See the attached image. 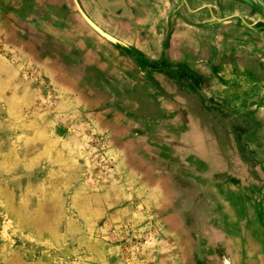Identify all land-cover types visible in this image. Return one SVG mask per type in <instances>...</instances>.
<instances>
[{
  "label": "rangeland",
  "instance_id": "374dc122",
  "mask_svg": "<svg viewBox=\"0 0 264 264\" xmlns=\"http://www.w3.org/2000/svg\"><path fill=\"white\" fill-rule=\"evenodd\" d=\"M73 1L84 25L63 35L67 20L0 0V264H197L193 218L161 210L170 196L147 193V157L117 132L128 104L107 100L116 77L90 73L77 51L106 40ZM243 1L203 10L242 11L264 68V0Z\"/></svg>",
  "mask_w": 264,
  "mask_h": 264
},
{
  "label": "crops",
  "instance_id": "0c3cea01",
  "mask_svg": "<svg viewBox=\"0 0 264 264\" xmlns=\"http://www.w3.org/2000/svg\"><path fill=\"white\" fill-rule=\"evenodd\" d=\"M22 1L53 25L67 20L59 34L84 25L73 0ZM76 1L119 42L77 51L90 73L116 77L107 100L128 104L115 108L117 132L147 157V193L170 196L161 210L193 218L196 263L264 264V68L247 17L205 14L210 0Z\"/></svg>",
  "mask_w": 264,
  "mask_h": 264
},
{
  "label": "water",
  "instance_id": "95a60500",
  "mask_svg": "<svg viewBox=\"0 0 264 264\" xmlns=\"http://www.w3.org/2000/svg\"><path fill=\"white\" fill-rule=\"evenodd\" d=\"M76 1V0H75ZM240 2H244L243 0H239ZM77 8L81 14V16L83 17V19L85 20V22L97 33L99 34V36H101L103 39H105L106 41H108L109 43L113 44V45H119V42L111 37L110 35L106 34L105 32H103L100 28H98L97 26H95L87 17L86 15L82 12V10L79 8L78 4Z\"/></svg>",
  "mask_w": 264,
  "mask_h": 264
}]
</instances>
